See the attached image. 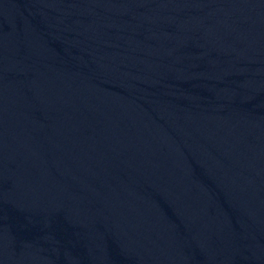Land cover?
Segmentation results:
<instances>
[{
    "label": "water",
    "instance_id": "95a60500",
    "mask_svg": "<svg viewBox=\"0 0 264 264\" xmlns=\"http://www.w3.org/2000/svg\"><path fill=\"white\" fill-rule=\"evenodd\" d=\"M0 264H264V0H0Z\"/></svg>",
    "mask_w": 264,
    "mask_h": 264
}]
</instances>
